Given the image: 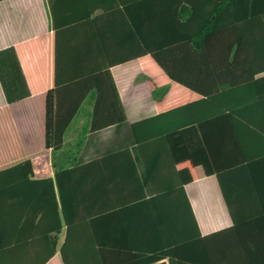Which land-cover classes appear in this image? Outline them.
<instances>
[{
  "label": "trees",
  "instance_id": "16d2710c",
  "mask_svg": "<svg viewBox=\"0 0 264 264\" xmlns=\"http://www.w3.org/2000/svg\"><path fill=\"white\" fill-rule=\"evenodd\" d=\"M111 1L115 8H105L107 17L93 27L56 28L40 38L33 60L24 59L27 48L17 51L32 96L46 95L45 150L54 155L90 97L87 134L127 121L111 70L140 61L158 115L132 131L156 195L99 213L91 197L70 205L63 184L77 157L54 179H36L19 138L0 137L4 153L20 152L18 160L0 157V197L12 200L19 183L45 185L36 191L53 195L51 231L27 239L40 246L37 264H264V0ZM72 20L70 27L78 24ZM59 35H67L65 45ZM76 55L82 59L71 60ZM36 77L49 80L38 88ZM84 142L74 143L77 155ZM210 178L219 182L233 225L203 236L186 187ZM13 224L0 221L4 264L17 255Z\"/></svg>",
  "mask_w": 264,
  "mask_h": 264
},
{
  "label": "crops",
  "instance_id": "0c3cea01",
  "mask_svg": "<svg viewBox=\"0 0 264 264\" xmlns=\"http://www.w3.org/2000/svg\"><path fill=\"white\" fill-rule=\"evenodd\" d=\"M105 8H115L114 1L0 0V137L19 138L25 155L36 163V179H54L59 168L65 169L68 159L77 157L76 166L69 167V169L75 168L74 175L68 177V181L63 184L65 197L67 203L73 206L84 205L85 199L91 197L95 213L102 212L101 207L105 205H125L156 195L132 131L133 124L158 115L157 103L148 80L143 75L141 63L139 60H134L115 66L111 70L126 110L127 121L87 134L95 108V102L90 97L82 105L81 114L66 136L65 149L54 155L45 150L46 95L32 96L17 47L23 48V51L27 48V57L24 59L31 61L35 57V47L43 44L40 38L53 34L56 28L78 31L87 26L93 27L95 20L98 24L107 17L108 10ZM85 13H90L92 16L89 23H85L84 26L79 21L83 19L81 16ZM71 17L74 19L72 23H78L72 27L69 26ZM103 24L108 28L116 27L115 21L112 24L110 21ZM59 36V45H65L67 35ZM31 50H33L32 56H30ZM87 51L89 50L83 52ZM94 54L93 52L92 60ZM72 59L82 58L76 55L75 58L72 56ZM48 80L49 77H44V81L36 77L35 85L40 88ZM103 81L107 83V77H103ZM84 110L86 113L83 112ZM171 120H166L165 123L170 124ZM163 122L160 121L159 124ZM84 139L82 150L77 155L74 143ZM3 149L4 147L0 146V157L7 154L8 158L19 159V150L16 151L17 153L13 149L9 153H4ZM90 163L91 166L88 165ZM41 186L45 185L15 184L12 187L15 191L12 200L0 197V221L4 223L6 220H11L15 228L16 240L13 243L16 245L17 255L12 257L14 258L12 264H37V252L40 246L35 240L27 239L37 237L40 235L38 232L42 230L45 233L46 230L51 231L54 213L53 195L50 189H45L43 195L39 194L36 188ZM54 192L59 204L57 187ZM186 192L203 236L233 225L216 178L191 184L186 187ZM40 221L44 222L43 229L39 224ZM66 235L65 226L60 236V247L64 244ZM31 243L33 246H30ZM44 253H46L45 246ZM0 264L4 263L0 261Z\"/></svg>",
  "mask_w": 264,
  "mask_h": 264
},
{
  "label": "rangeland",
  "instance_id": "374dc122",
  "mask_svg": "<svg viewBox=\"0 0 264 264\" xmlns=\"http://www.w3.org/2000/svg\"><path fill=\"white\" fill-rule=\"evenodd\" d=\"M83 112H85V113H86V110H84Z\"/></svg>",
  "mask_w": 264,
  "mask_h": 264
}]
</instances>
